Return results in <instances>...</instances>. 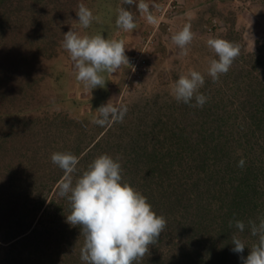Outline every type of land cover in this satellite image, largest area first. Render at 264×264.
<instances>
[{"label":"rangeland","instance_id":"rangeland-1","mask_svg":"<svg viewBox=\"0 0 264 264\" xmlns=\"http://www.w3.org/2000/svg\"><path fill=\"white\" fill-rule=\"evenodd\" d=\"M81 3L95 17L88 28L78 22L76 11ZM121 8L133 16V29L118 28L116 18ZM148 16L154 17V22ZM185 24L191 25L194 34L186 55L171 40ZM70 30L123 41L128 63L114 72H102L104 83L99 87L85 88L76 79L73 61L62 46L63 34ZM214 37L239 48L228 72L215 81L207 73L210 60L218 58L207 46V40ZM190 70L205 77L199 89L206 96L202 107L177 102L171 93L174 81ZM209 99L221 101L224 106L216 105L212 110L206 105ZM261 102L264 0H0V173L5 178H26L29 170L24 167L51 161L43 149L47 144L48 149L55 146L52 153L67 151L76 137L82 135L84 147L90 144L91 135L98 133L94 144L106 131H111L113 140L125 141L141 133L139 125L142 132L153 134L161 127L157 118L163 113L161 106L169 108L164 112L169 116L180 113V122L190 125L194 133L201 115L210 110L215 111L213 118L219 113L220 120L231 118L234 123L233 135L217 129L215 136L231 141V146L245 157L244 164L253 166L252 176L260 184L256 199L262 205L254 221L259 223L264 218V148L254 137L264 131L252 128L246 134L238 123L243 115L258 111L256 104ZM101 106L106 107V113H102ZM262 114L264 108L257 115ZM59 118L64 119L63 125H57ZM25 123L35 128L36 138L24 141ZM44 133V142H48L45 145L40 142ZM115 159L121 161L122 152H117ZM57 173L54 170L53 177ZM29 175L33 179L49 178L37 168ZM59 183L45 181L43 193L19 194L12 189L0 193V264L10 263L11 242L38 226L43 211L58 198L54 190ZM19 223L28 231L14 237ZM30 251L27 248L22 252L24 258Z\"/></svg>","mask_w":264,"mask_h":264},{"label":"trees","instance_id":"trees-1","mask_svg":"<svg viewBox=\"0 0 264 264\" xmlns=\"http://www.w3.org/2000/svg\"><path fill=\"white\" fill-rule=\"evenodd\" d=\"M206 105L212 110L213 106H224L221 101L212 99ZM256 106L258 111L254 109L253 114L243 115L238 123L246 134L252 128L259 131L261 127L264 131V114L262 117L257 115L264 108V102ZM160 108L163 113L157 118L161 127L153 134L142 132L143 127L139 125L141 133H137L134 139L121 141L113 140L111 131H106L94 144L91 143L98 133L91 135L90 144L84 147L81 146L82 135L76 137L67 149L79 161L77 171L72 174L73 181L96 156L107 153L115 159V154L120 151L123 180L142 193L153 211L166 221L159 236L148 246L147 253L134 264H241L240 257L246 258L249 248L257 242L248 225L258 216L261 203L256 199L260 184L258 178L252 176V164L238 167L237 162L245 157L231 146V141L225 142L215 136L217 129L233 135L234 123L231 118L220 120L219 113L213 118L215 111L205 110L198 123L199 129L194 133L190 125L180 122V113L172 112L169 116L164 114L168 107ZM60 124H64V119L59 118L57 125ZM24 126V141L36 138L35 128L26 123ZM46 136L45 133L43 137L40 135V142L44 145L48 143L44 142ZM254 138L264 148V133ZM49 146L43 148L47 156H51V149L55 148L48 149ZM24 168L29 173L37 168L49 178L44 180L37 176L33 179L29 173L23 179L16 175L5 178L0 173L1 194L10 189L19 194L21 191L43 193L45 181L53 185L64 180V171L51 161H39L37 167L30 164ZM54 170L58 173L53 177ZM59 184L54 190L58 198L43 211L38 226L11 242L12 260L9 264H32V261L34 264H85L80 258L84 235L79 226L66 221L70 202L66 196L60 195ZM234 218L246 225L245 231L238 233L246 246L239 254L231 251L230 236L237 230L230 228L229 222ZM16 228L14 237L28 231L21 224ZM18 245H21L20 249ZM27 248L31 249L30 255L24 258L22 252Z\"/></svg>","mask_w":264,"mask_h":264},{"label":"clouds","instance_id":"clouds-1","mask_svg":"<svg viewBox=\"0 0 264 264\" xmlns=\"http://www.w3.org/2000/svg\"><path fill=\"white\" fill-rule=\"evenodd\" d=\"M78 22L88 28L95 19L92 11L83 3L76 11ZM150 22L154 17L148 16ZM116 24L128 31L135 27L131 13L121 8ZM190 24H185L171 37L172 42L187 54V45L193 40ZM62 46L70 54L76 79L85 88H97L104 83L102 72H114L122 64L128 63L123 41L107 39L102 34L80 35L72 30L63 34ZM207 46L216 57L210 60L207 73L215 81L220 74L227 73L234 58L239 54L236 44L223 38H209ZM204 75L196 70L180 75L173 83L171 93L177 102L202 107L206 96L199 91L204 85ZM194 101V103H193ZM106 113L105 106L99 107ZM103 123V120L97 121ZM51 162L65 173L59 184V193L70 202V213L66 221L79 226L84 235L81 260L85 264H134L143 258L164 229L163 216L153 211L147 198L122 178V168L118 159L107 153L96 156L73 181L77 171L78 157L68 151L51 154ZM244 159L237 162L244 166ZM251 235L257 242L251 247L247 257L241 256V264H264V218L259 223L249 221ZM229 227L237 231L231 233V251L242 253L245 243L238 233L245 231L242 220L233 219Z\"/></svg>","mask_w":264,"mask_h":264}]
</instances>
